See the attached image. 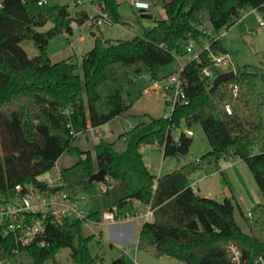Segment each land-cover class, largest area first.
Returning <instances> with one entry per match:
<instances>
[{
	"label": "trees",
	"instance_id": "trees-1",
	"mask_svg": "<svg viewBox=\"0 0 264 264\" xmlns=\"http://www.w3.org/2000/svg\"><path fill=\"white\" fill-rule=\"evenodd\" d=\"M39 1L2 0L0 5L1 190L6 192L17 184L51 189L39 176L68 152L79 160L61 171L59 178L66 181L68 174L77 175L59 187L72 197L91 193L96 187V181L89 180L91 174L105 168L110 180L102 182L107 186L104 210L115 209L118 216H128L137 212L136 200L151 205L153 220L143 222L137 248L154 246L157 256L168 255L184 264H237L228 251L229 244L236 243L242 252L240 264H256L264 255V203L252 206L251 216H245L233 196L219 201L195 191L189 175L222 159H243L264 195V65L216 66L213 56L228 51L221 38L211 37L203 27L210 22L217 32L229 28L244 10L264 11V0H156L167 18L146 27L143 35L123 40L96 35L94 46L83 56L84 78L76 72L78 64L72 58L53 62L47 51L52 38L72 33L67 5ZM92 2L108 15L111 25L129 24L118 0ZM99 16L93 17L96 23ZM48 22H52L48 30L37 29ZM200 37L209 38V48L184 65L187 102L178 103L170 117L149 116L112 141L102 138L95 145V159L90 150L73 145L89 126L98 128L132 107L134 100L128 97L127 86L146 76L151 82L162 80L159 68L184 56L188 41ZM24 39L35 42L37 55H28L20 44ZM205 67L213 71V77L203 74ZM230 69L236 71L235 77L211 93L214 77ZM233 83L239 87L237 95ZM225 101L232 105L231 115L224 109ZM169 102L166 97L165 103ZM182 125H200L211 148L172 172L153 174L145 163L142 145L157 143L164 156L187 154L192 136L184 130L177 138L172 135ZM258 145L262 148L254 152ZM236 207L249 232L237 222ZM88 221L101 222L102 211L91 209L84 219L49 224L43 246L36 242L17 245L12 235H0V262L45 264L53 258L54 264H62L56 254L68 247L75 264H105L89 249L95 234L84 233ZM111 264H128L125 254Z\"/></svg>",
	"mask_w": 264,
	"mask_h": 264
},
{
	"label": "rangeland",
	"instance_id": "rangeland-1",
	"mask_svg": "<svg viewBox=\"0 0 264 264\" xmlns=\"http://www.w3.org/2000/svg\"><path fill=\"white\" fill-rule=\"evenodd\" d=\"M49 1L51 4H66L71 19L77 18L79 13H83V16L80 17L84 19L83 23L72 20V33H60L52 38L47 46L48 54L53 62L72 58L73 61L78 64L76 72L81 78H84L82 65L83 56L94 46L96 35L112 40L130 39L135 35H143L144 29L153 26L156 20L167 18L165 9L160 3H155L156 0H146L151 5L150 8L145 11L137 9L133 5L134 0H118L120 3L119 10L129 24L122 25L115 23L111 25L105 23L99 26L96 23V19H93V17L98 14L96 6L91 4L77 6L74 0ZM250 10L251 9L242 11L241 18L230 26L228 33L221 38L231 56V62L222 64L224 69L244 64L264 65V27L261 26L257 20V15L259 14L264 18V11ZM149 14H152L153 17L150 18L146 16ZM51 26L52 22H48L46 25L38 27L37 29L39 31H46ZM203 27L207 28L211 37H217L227 29L224 27L217 32L210 22H206ZM92 33H95V36ZM192 40L194 42L193 52H186L184 56H180L174 63L159 68L158 74L162 76L163 79L171 73L178 71L180 66L185 65L192 59L195 53H200L209 45V38L200 37L193 38ZM20 44L30 57L39 53L38 47L32 39H24ZM150 83L151 81L149 79L142 77L135 83L127 86L126 92L128 97L134 100L132 107L120 116L102 125L101 129L105 131V134L97 135L94 128H90L80 133L73 145L78 146L82 150H90L95 159V145L102 138L112 141L140 120H147L149 116L160 117L167 114L169 109L165 103L163 93L153 91L150 94H145L143 92L144 88ZM226 102L228 101L223 102V105ZM262 120L264 121V113L262 114ZM185 129H187V127L182 125L174 132L179 136L181 131ZM192 130L195 132V135L192 136L193 142L189 152L184 155L167 156L164 160L162 146L157 143L142 145L141 152L144 160L149 164V169L153 174L160 176L173 171L181 165L197 160L211 148L210 142L200 125L194 126ZM261 148L262 145H258L253 151L257 152ZM78 160V155H71L68 152H64L58 158L55 166L39 177L52 186L66 182L68 179H74L76 178V173L68 174V179L66 178V181L59 177L61 171L72 167ZM231 161L233 162V160L230 159H222L220 165L223 167L227 164H232ZM212 166L213 167L208 169L207 172L216 168L217 164L214 162ZM99 183L102 182H96V184ZM112 183H114V181ZM200 184L202 186L210 185V187L213 188L212 191L214 196L217 191L222 190L224 185H228L235 195H237L241 210L245 216L252 206L258 203H264V195L247 162L243 159L237 160L233 166L224 169L222 173H216L204 178ZM99 190L100 193L95 189L90 193L93 194V196L88 201L87 212L91 209H100L102 213L105 211L107 199L103 195V186ZM135 204L137 211H145L144 206L139 201L136 200ZM244 215L241 213L240 209L236 207L235 217L237 222L244 231L249 232V227ZM143 221L144 219L142 217L133 220V235L135 239L139 237V230ZM109 224L110 223H105L103 221L84 224V233L86 235L95 234L94 239L89 243V249L92 255L102 257L103 260H105V264H111L112 260L118 257L117 255L123 253H120L121 251L111 244V231L114 226ZM134 243L135 242H130L128 245L132 246V248H136L135 252L132 254L136 256L139 264H184L182 261L168 255L157 256L154 246L147 245L139 249ZM125 257L128 264H133L130 256L125 255ZM56 259L62 264H75L71 257V249L68 247L61 248L56 254ZM0 264L7 263L0 262ZM45 264H54V259H47Z\"/></svg>",
	"mask_w": 264,
	"mask_h": 264
},
{
	"label": "built area",
	"instance_id": "built-area-1",
	"mask_svg": "<svg viewBox=\"0 0 264 264\" xmlns=\"http://www.w3.org/2000/svg\"><path fill=\"white\" fill-rule=\"evenodd\" d=\"M0 0V5H1ZM49 0H40L39 3L48 2ZM50 2V1H49ZM75 5H94L98 9L100 15L97 20V25L101 26L105 23L110 24V19L106 13L100 12L98 6L92 2V0H74ZM133 5L139 10H147L150 8V3L146 0H134ZM250 11H259L252 8ZM249 11V12H250ZM257 20L261 26L264 27V18L259 14ZM227 28L222 34L216 38H222L228 33ZM209 48V45L206 46ZM186 51L188 53L194 51V42L190 39L186 45ZM192 59H199V53H195ZM213 61L216 66L224 63L231 62V56L229 53L213 56ZM184 65H181L179 70L171 73L162 80L151 82L143 90L145 94L151 92H161L166 101V97L170 100L167 105L169 112L164 115L168 118L172 115L175 106L178 103L187 102V96L185 92L186 80L182 76V70ZM203 74L209 78L213 77V71L209 67H205L202 70ZM147 79L150 80L148 76ZM232 91L235 95L238 93V85L231 84ZM224 109L228 114L233 113L232 105L229 102L224 104ZM190 136L195 135L192 128L184 130ZM95 132L98 135H102L103 131L95 128ZM177 134L176 137L177 138ZM110 180V178H107ZM60 185H56L51 189L42 190L32 184L22 185L17 184L13 188L3 192L0 187V235L7 236L12 235L17 245L30 244L36 242L38 245H45L44 239L46 227L49 224L59 225L66 219H84L87 212V205L93 194L81 192L75 197H72L70 192L66 189H61ZM107 188L103 186V190ZM145 211H137L133 215L118 216L115 209L105 210L102 213L103 222H119L130 218H143L150 220L153 217V208L151 205H145ZM247 216H251L248 212ZM86 223H92L88 221ZM229 254L233 261L240 264L242 261V252L236 243H231L228 246ZM123 253L131 257L133 264H139L136 256L132 254V248H124ZM256 264H264V255H260L256 259Z\"/></svg>",
	"mask_w": 264,
	"mask_h": 264
},
{
	"label": "crops",
	"instance_id": "crops-1",
	"mask_svg": "<svg viewBox=\"0 0 264 264\" xmlns=\"http://www.w3.org/2000/svg\"><path fill=\"white\" fill-rule=\"evenodd\" d=\"M150 18L153 17L152 14H149V15H146ZM230 28V27H229ZM83 38V37H82ZM92 128L91 126H89L88 129ZM98 129L102 130L103 133L102 134H105V131L103 129H101V126L98 127ZM95 130V128H94ZM96 133V132H95ZM97 134V133H96ZM98 135V134H97ZM178 136V135H177ZM163 157H164V160L166 159L167 156H164V153H163ZM239 160V159H236V160H233V162L231 161V163L234 165L236 163V161ZM220 162H215L217 164V167L214 168L213 170L211 169L209 172H207L208 169L212 168L213 166V163L207 165L206 167L202 168V169H198L196 171H194L193 173H191L189 175V180L191 182V185L193 186L194 190L195 191H198L200 194L204 195V196H208V197H213V198H216L217 200L219 201H222L226 196H233L236 200V202L239 204L240 206V202L237 195H235V193L233 192V190L228 186V185H224L222 187V190L220 191H217L216 192V195L214 196L213 194V188L210 187V185H201L200 182L208 177V176H211V175H214L216 173H222L224 169L228 168V167H231L233 166L232 164H227L225 166H221L220 165ZM146 165L148 166L149 168V164L147 162H145ZM182 166V165H181ZM180 166V167H181ZM178 167V168H180ZM177 168V169H178ZM176 170V169H174ZM173 170V171H174ZM172 172V171H170ZM169 173V172H168ZM166 174V173H165ZM164 175V174H163ZM162 176V175H160ZM40 178V177H39ZM113 182V181H112ZM111 182V183H112ZM49 184V183H48ZM113 184V183H112ZM50 185V184H49ZM58 185V184H57ZM99 185V186H98ZM51 187H54V185H50ZM56 186V185H55ZM104 186V184L102 183H99V184H96V187H95V190H98L97 192L100 193V188ZM96 192V191H95ZM98 193V194H99ZM97 194V193H96ZM95 195V194H94ZM136 202V201H135ZM136 206V204H135ZM144 206V209L145 208V205ZM241 208V207H240ZM135 218H130V219H127V220H124V221H119V222H105V223H110L109 225H113L114 227L112 228V231H111V244L115 247H117L122 253L123 252V249L124 248H132V246L128 245L130 242H135L134 244H137V241L138 239H135L134 235H133V229H134V220ZM150 220H153V217L150 219ZM144 222V221H143ZM94 223V222H92ZM143 224V223H142ZM142 227V225H141ZM141 227H140V230H141ZM139 230V232H140ZM94 231V230H93ZM95 232V231H94ZM97 233V232H95ZM139 238V237H138ZM123 254V253H122ZM122 254H119L117 255L118 257L121 256ZM105 262V260H103Z\"/></svg>",
	"mask_w": 264,
	"mask_h": 264
},
{
	"label": "water",
	"instance_id": "water-1",
	"mask_svg": "<svg viewBox=\"0 0 264 264\" xmlns=\"http://www.w3.org/2000/svg\"><path fill=\"white\" fill-rule=\"evenodd\" d=\"M72 20L78 22V23H83L84 19L77 17V18H73ZM95 36V33H92ZM236 75V71L234 69L229 70V71H225L222 72L220 74H218L217 76L214 77L213 79V84L210 88V92H214L215 89L222 83V82H226L229 81L231 79H233ZM173 137H176V132L172 133ZM107 170L105 168H101L100 170L94 172L93 174H91L89 180L90 181H96V182H103L105 179H107ZM96 264H100V262H97Z\"/></svg>",
	"mask_w": 264,
	"mask_h": 264
}]
</instances>
